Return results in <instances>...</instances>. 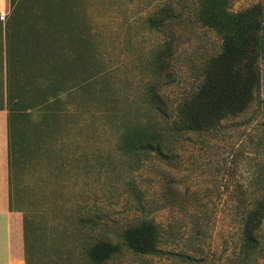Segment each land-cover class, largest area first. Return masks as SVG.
Returning a JSON list of instances; mask_svg holds the SVG:
<instances>
[{"label": "rangeland", "instance_id": "rangeland-1", "mask_svg": "<svg viewBox=\"0 0 264 264\" xmlns=\"http://www.w3.org/2000/svg\"><path fill=\"white\" fill-rule=\"evenodd\" d=\"M194 1H84L89 24L100 35L105 69L122 87L120 96L136 105L140 103L138 83L151 73L145 64L147 54L162 42L164 32L174 33L178 50L171 80L161 87L168 102L164 119L168 125L178 102L198 84L204 59L219 49L220 40L213 31L192 21L189 13L184 19L179 16ZM164 3L179 16L175 17L177 25L150 30L145 17ZM255 3L264 6V0H235L230 9L238 11ZM262 71L260 88L242 114L224 119L210 133L167 136L165 155L126 152L119 146L114 121L121 125L134 115L161 120L154 112L139 108L133 116L119 112L109 120L103 108L87 107L85 102L88 109L82 116V132L63 133L60 141L64 145L58 142L62 150L53 163L47 185L51 189L45 192L48 197L42 195L45 183L30 180V185L39 186L37 213L43 223L39 240L55 245L44 256L45 264L48 258L50 264H91L84 252L92 238L119 243L122 228L142 218L160 224L162 252L138 255L123 249L102 264H230L235 231L229 215L230 192L248 184L257 173L264 174V149L259 140L264 122ZM66 106L70 112L71 104ZM259 239L260 249L247 264H264V219ZM28 240L32 249L34 239Z\"/></svg>", "mask_w": 264, "mask_h": 264}, {"label": "trees", "instance_id": "trees-1", "mask_svg": "<svg viewBox=\"0 0 264 264\" xmlns=\"http://www.w3.org/2000/svg\"><path fill=\"white\" fill-rule=\"evenodd\" d=\"M84 1L8 0L12 22L19 24L17 35L23 40L25 64L36 70L33 76L28 74L18 82L10 78L7 94L10 122H16L18 111L19 126L25 127L17 139L11 134L9 174V209L22 213L24 264H45L44 256L55 248L39 240L43 226L37 213L39 186L30 185V180L45 183L42 195L48 197L45 192L51 189L47 185L53 163L64 145L60 137L63 133L82 132V116L88 109L85 102L87 107L103 108V116L109 120L119 112L133 116L139 108L154 112L161 120L134 115L121 125L114 121L119 146L126 152L165 155L167 136L210 133L224 119L242 114L253 101L263 76L264 6L255 3L232 11L230 6L235 0H195L192 8L184 12L182 8L179 16L184 19L189 13L192 21L213 31L220 40L219 49L204 59L198 84L178 102L172 124L168 125L164 121L168 102L161 87L171 80L172 60L178 50L174 33L164 32L162 42L147 54L145 64L151 73L138 83L140 103L136 105L127 96H120L122 87L105 69L100 35L89 24ZM177 16L174 8L164 3L145 17V23L150 30L163 31L177 25ZM34 62L38 64L30 65ZM66 104H71L70 112ZM261 125L263 136L259 140L264 149V122ZM230 197V222L235 230L230 264H247L260 249L264 174L257 173L248 184L232 188ZM28 238L34 239L32 249ZM161 242L160 224L142 218L122 228L119 243L92 238L84 258L91 264H102L123 249L156 255L162 252ZM50 261L48 258L47 264Z\"/></svg>", "mask_w": 264, "mask_h": 264}, {"label": "crops", "instance_id": "crops-1", "mask_svg": "<svg viewBox=\"0 0 264 264\" xmlns=\"http://www.w3.org/2000/svg\"><path fill=\"white\" fill-rule=\"evenodd\" d=\"M11 12L8 0H0V264H24L22 213L9 209V174L11 134L17 139L25 127L19 126L18 111L16 122H10L7 94L10 78L18 82L36 70L25 64L23 40L17 35L19 24L12 22Z\"/></svg>", "mask_w": 264, "mask_h": 264}, {"label": "built area", "instance_id": "built-area-1", "mask_svg": "<svg viewBox=\"0 0 264 264\" xmlns=\"http://www.w3.org/2000/svg\"><path fill=\"white\" fill-rule=\"evenodd\" d=\"M2 17H3V15H2Z\"/></svg>", "mask_w": 264, "mask_h": 264}]
</instances>
